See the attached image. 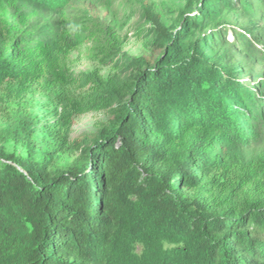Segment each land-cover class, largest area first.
I'll use <instances>...</instances> for the list:
<instances>
[{
	"label": "trees",
	"instance_id": "trees-1",
	"mask_svg": "<svg viewBox=\"0 0 264 264\" xmlns=\"http://www.w3.org/2000/svg\"><path fill=\"white\" fill-rule=\"evenodd\" d=\"M71 2L0 0V107L75 86L65 125L113 119L67 171L29 140L24 156L0 148V264H264V160L241 156L264 137V81L236 63L264 69V45L223 17L254 18L264 0H196L155 65L128 80L69 71L86 38L93 61L124 60L110 29L58 30L31 8ZM204 22L215 29L191 40Z\"/></svg>",
	"mask_w": 264,
	"mask_h": 264
},
{
	"label": "rangeland",
	"instance_id": "rangeland-1",
	"mask_svg": "<svg viewBox=\"0 0 264 264\" xmlns=\"http://www.w3.org/2000/svg\"><path fill=\"white\" fill-rule=\"evenodd\" d=\"M195 1L72 0L70 5L59 13L42 11L39 5L30 7L38 12L42 24L58 30L80 32L95 26L110 29L118 39L121 54L124 55V60L119 58L121 63L118 67L104 66L93 61L91 54L94 43L86 38L79 49L69 54V71L76 76L92 74L103 80L112 77L128 80L146 66L155 65L165 52L162 36L175 27L181 29V24L179 27L178 23L185 19V15H195ZM188 2L191 4L189 9L186 7ZM223 17L247 33L259 34L264 45V13L260 12L254 18H239L235 12L225 11ZM214 24L204 22L202 30L189 38L194 40L209 33L215 29ZM242 55L240 53V56ZM236 63L241 71L246 73L245 80L252 83L255 80L264 81L262 67L252 66L250 61L243 59L237 60ZM251 71L252 74L249 75ZM255 74L257 76L253 78ZM80 92L75 86H57L54 90L37 91L20 102L0 107V148L9 154L24 156L21 141L29 140V144L36 150L48 152L46 157L51 159V164L56 169L67 171L76 166L82 158L79 146L91 144L99 130L113 119L108 112L91 113L73 117L71 123L65 125L61 116L66 113L67 99ZM55 122L58 123L57 126L54 125ZM17 128L18 133L14 134ZM241 134L242 132L237 133L234 137L244 140L245 135ZM23 136L27 138L24 140ZM241 156L247 160H264V137L259 146L242 151Z\"/></svg>",
	"mask_w": 264,
	"mask_h": 264
}]
</instances>
